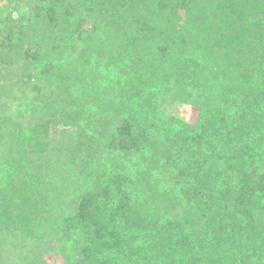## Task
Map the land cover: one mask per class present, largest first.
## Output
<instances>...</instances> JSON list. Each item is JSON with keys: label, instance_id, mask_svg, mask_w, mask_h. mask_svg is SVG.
I'll use <instances>...</instances> for the list:
<instances>
[{"label": "trees", "instance_id": "trees-1", "mask_svg": "<svg viewBox=\"0 0 264 264\" xmlns=\"http://www.w3.org/2000/svg\"><path fill=\"white\" fill-rule=\"evenodd\" d=\"M0 41V264H264V0H0Z\"/></svg>", "mask_w": 264, "mask_h": 264}, {"label": "rangeland", "instance_id": "rangeland-1", "mask_svg": "<svg viewBox=\"0 0 264 264\" xmlns=\"http://www.w3.org/2000/svg\"><path fill=\"white\" fill-rule=\"evenodd\" d=\"M12 17H13V19H15L16 18V14L13 13ZM85 29H87V27L84 28V31H85ZM88 30H89V28H88ZM2 42H3V40H2ZM2 42L0 41V44H3ZM38 84H39V87H41L40 80H39ZM31 95H32V97L36 96L37 95V91H34V93L32 92ZM171 110L170 111L172 113H174L175 115L179 116L180 118H182L183 120H185V121H187L189 123H193L195 121V119H196V110L193 107L186 106V105L174 104L173 105V109H171ZM50 263L52 264V262H50ZM53 264H62V263H61V261L56 260L55 262H53Z\"/></svg>", "mask_w": 264, "mask_h": 264}]
</instances>
